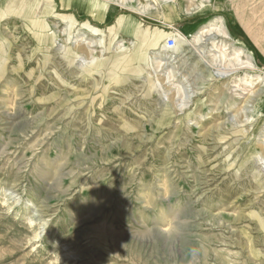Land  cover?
<instances>
[{"label": "rangeland", "instance_id": "1", "mask_svg": "<svg viewBox=\"0 0 264 264\" xmlns=\"http://www.w3.org/2000/svg\"><path fill=\"white\" fill-rule=\"evenodd\" d=\"M105 1L0 16V264H264V0Z\"/></svg>", "mask_w": 264, "mask_h": 264}, {"label": "crops", "instance_id": "2", "mask_svg": "<svg viewBox=\"0 0 264 264\" xmlns=\"http://www.w3.org/2000/svg\"><path fill=\"white\" fill-rule=\"evenodd\" d=\"M102 4L106 6L102 8ZM110 6L105 0H0V16L7 11L27 10L40 19L62 14L76 21L104 25L112 13Z\"/></svg>", "mask_w": 264, "mask_h": 264}, {"label": "bare ground", "instance_id": "3", "mask_svg": "<svg viewBox=\"0 0 264 264\" xmlns=\"http://www.w3.org/2000/svg\"><path fill=\"white\" fill-rule=\"evenodd\" d=\"M118 2H119V4L121 5V6H123V4L125 3V0H117ZM130 2H132L131 0H129ZM202 1V0H201ZM168 3V0H161V4H167ZM140 5V4H139ZM102 8H104L106 5H104V4H102ZM143 7H142V9L143 10H145L146 9V5H142ZM120 21H118V23H116L117 24V27H119L120 26ZM209 32H211V30H210V27H206V28H204V29H202L201 30V33H200V35H203V34H208ZM78 41H83V39H81V40H78ZM240 55H238V56H242V57H246L247 58V56L242 52V51H240V52H238ZM238 58L236 57V61H238L237 60ZM235 60H233V61H235ZM247 60H248V58H247ZM248 62L249 61H246V62H242V63H240L239 65L240 66H242V65H245L244 67H242V68H247V69H250L251 68V64L249 65L248 64ZM237 64H238V62H237ZM258 80V82L259 81H261L263 84H264V77H263V79H261L260 80V78H256V81Z\"/></svg>", "mask_w": 264, "mask_h": 264}, {"label": "built area", "instance_id": "4", "mask_svg": "<svg viewBox=\"0 0 264 264\" xmlns=\"http://www.w3.org/2000/svg\"><path fill=\"white\" fill-rule=\"evenodd\" d=\"M177 45V37L176 35H171L167 37L165 47L168 50H173L176 48Z\"/></svg>", "mask_w": 264, "mask_h": 264}]
</instances>
